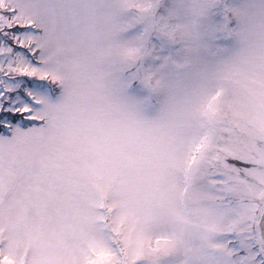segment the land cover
I'll use <instances>...</instances> for the list:
<instances>
[{
	"label": "snow or ice",
	"instance_id": "6c2138e0",
	"mask_svg": "<svg viewBox=\"0 0 264 264\" xmlns=\"http://www.w3.org/2000/svg\"><path fill=\"white\" fill-rule=\"evenodd\" d=\"M0 264H264V0H0Z\"/></svg>",
	"mask_w": 264,
	"mask_h": 264
}]
</instances>
